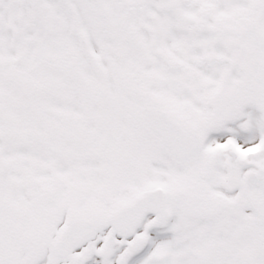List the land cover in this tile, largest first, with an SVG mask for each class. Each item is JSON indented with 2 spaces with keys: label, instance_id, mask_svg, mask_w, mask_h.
Here are the masks:
<instances>
[{
  "label": "snow or ice",
  "instance_id": "snow-or-ice-1",
  "mask_svg": "<svg viewBox=\"0 0 264 264\" xmlns=\"http://www.w3.org/2000/svg\"><path fill=\"white\" fill-rule=\"evenodd\" d=\"M0 264H264V0H0Z\"/></svg>",
  "mask_w": 264,
  "mask_h": 264
}]
</instances>
